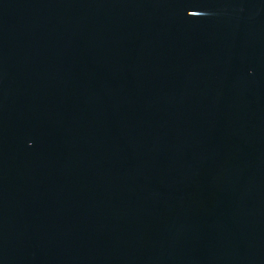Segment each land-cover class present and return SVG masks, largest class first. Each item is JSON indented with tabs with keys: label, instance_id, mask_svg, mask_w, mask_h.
<instances>
[{
	"label": "water",
	"instance_id": "water-1",
	"mask_svg": "<svg viewBox=\"0 0 264 264\" xmlns=\"http://www.w3.org/2000/svg\"><path fill=\"white\" fill-rule=\"evenodd\" d=\"M0 264H264V0H0Z\"/></svg>",
	"mask_w": 264,
	"mask_h": 264
}]
</instances>
